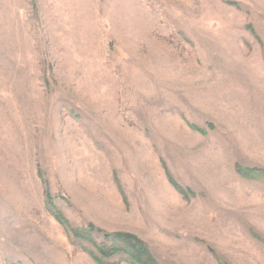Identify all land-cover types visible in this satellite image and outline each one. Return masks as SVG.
Returning a JSON list of instances; mask_svg holds the SVG:
<instances>
[{"label":"rangeland","instance_id":"rangeland-1","mask_svg":"<svg viewBox=\"0 0 264 264\" xmlns=\"http://www.w3.org/2000/svg\"><path fill=\"white\" fill-rule=\"evenodd\" d=\"M238 166L264 171V0H0V264H98L90 226L264 264Z\"/></svg>","mask_w":264,"mask_h":264},{"label":"trees","instance_id":"trees-1","mask_svg":"<svg viewBox=\"0 0 264 264\" xmlns=\"http://www.w3.org/2000/svg\"><path fill=\"white\" fill-rule=\"evenodd\" d=\"M237 170L246 177H256L258 174H264L263 170L242 168L240 166H238ZM51 209L52 213L63 225L70 226L69 222L60 216L55 205H52ZM97 231L94 226H90L86 230H73V235L93 247L90 249L82 246L98 264H118V262L110 261L114 257L125 260L130 264H158L147 245L138 238L121 233L105 234L104 242L98 243L96 238H93V233H97Z\"/></svg>","mask_w":264,"mask_h":264}]
</instances>
